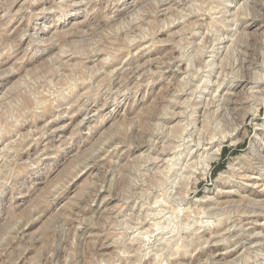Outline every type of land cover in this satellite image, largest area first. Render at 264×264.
<instances>
[{
  "label": "rangeland",
  "instance_id": "obj_1",
  "mask_svg": "<svg viewBox=\"0 0 264 264\" xmlns=\"http://www.w3.org/2000/svg\"><path fill=\"white\" fill-rule=\"evenodd\" d=\"M261 78L264 0H0V264H264Z\"/></svg>",
  "mask_w": 264,
  "mask_h": 264
},
{
  "label": "bare ground",
  "instance_id": "obj_2",
  "mask_svg": "<svg viewBox=\"0 0 264 264\" xmlns=\"http://www.w3.org/2000/svg\"><path fill=\"white\" fill-rule=\"evenodd\" d=\"M188 1V0H187ZM254 2V1H253ZM124 7V6H123ZM227 13V12H226ZM144 14V13H143ZM228 15V14H227ZM135 17V16H134ZM142 17V16H141ZM221 18V17H220ZM80 29V28H79ZM21 33V32H20ZM56 33V32H55ZM145 37V36H144ZM36 43V42H35ZM98 52V51H97ZM70 53V52H69ZM67 55V54H66ZM262 58V57H261ZM90 59V58H89ZM213 67V66H212ZM261 67V66H260ZM91 68V67H90ZM212 70V69H211ZM258 73V72H257ZM232 75V74H231ZM256 77V76H255ZM260 77H263V76H260ZM259 77V78H260ZM258 78V79H259ZM207 79V78H206ZM205 79V80H206ZM261 80H262V78H261ZM264 81V79L262 80V82ZM200 82V81H199ZM206 82V81H205ZM209 82L210 81H208V84H209ZM207 83V82H206ZM207 84V85H208ZM244 84V83H243ZM242 84V85H243ZM245 86H249V91L251 92H249L248 94H252L253 92H252V90L253 89H257L258 88V86H260V84L262 85V84H264V82L263 83H260L259 81H257V80H255L254 82L252 81H248V82H245ZM241 86V85H240ZM260 88V87H259ZM218 91V88L216 89V92ZM228 91H229V88H228ZM229 93V92H228ZM200 94V93H199ZM253 95H254V93H253ZM220 100L218 99L217 100V102L219 103L218 105H217V110H220V112L222 111V108H224V107H222L223 106V103H224V101H221V103L219 102ZM247 101V100H246ZM260 103H264V100H263V98H261V102ZM209 106V105H208ZM188 114V113H187ZM210 116V115H209ZM188 121V120H187ZM205 122V121H204ZM188 123V122H187ZM194 127V126H193ZM189 130V129H188ZM188 136V135H187ZM189 138V137H188ZM213 141V140H212ZM192 142V141H191ZM195 142V141H194ZM217 143V142H216ZM215 143V141H213V142H210L209 143V145H210V148H212V147H214V146H219V145H221V142L220 143H218L217 145H215L216 144ZM193 144V143H192ZM190 145V144H189ZM195 145V144H194ZM193 145V146H194ZM187 146H188V144H187ZM198 146H200V144L198 143V144H196V147H198ZM190 147V146H189ZM201 147V146H200ZM175 148H177V147H175ZM192 148H194V147H192ZM191 148V149H192ZM215 148V147H214ZM213 148V149H214ZM189 149V148H188ZM195 149V148H194ZM199 149H201V148H199ZM204 150H205V148H204ZM209 150V149H208ZM199 151H201V150H199ZM206 151V150H205ZM213 151V150H212ZM197 152V151H196ZM211 152V151H210ZM198 153V152H197ZM201 153V152H200ZM204 154V153H203ZM209 154V153H208ZM211 154H212V152H211ZM220 154V148L218 147L214 152H213V156L214 155H219ZM190 155V154H189ZM188 155V156H189ZM175 156V155H174ZM195 156V155H194ZM193 156V157H194ZM197 156V155H196ZM213 156L211 157V158H213ZM178 157H180V156H178ZM193 157H192V159H193ZM200 157V156H199ZM198 158V157H197ZM199 159H201V158H199ZM173 160V159H172ZM188 160V159H187ZM209 160V159H208ZM210 160H212V159H210ZM169 162V161H168ZM186 162V161H185ZM189 162V161H188ZM174 163V162H173ZM189 165V164H188ZM202 165V164H201ZM203 165H204V163H203ZM197 166V165H196ZM188 167V166H187ZM203 167V166H202ZM207 167V166H206ZM169 169V168H168ZM188 169V168H187ZM204 170H205V168H204ZM180 171V170H179ZM184 171V170H183ZM236 171H238V170H234V169H231V171H230V175H227V176H229V178H233V177H239V178H241V179H249V181H250V186L251 187H257V186H260V187H262V190L264 191V175L263 176H251V175H247V174H238ZM209 173V172H208ZM215 201V200H214ZM257 202V201H256ZM258 202H260V201H258ZM261 202L262 203H264V199H262L261 200ZM183 204V203H182ZM184 206V205H183ZM186 206H188V205H186ZM193 206V205H192ZM192 206H190V208H188V210L187 211H189V210H192L193 208H192ZM257 206V205H256ZM182 208V207H181ZM187 208V207H186ZM183 211H185V208H182L181 209V212H183ZM204 211V210H203ZM212 211V210H211ZM259 212V211H258ZM185 213V212H184ZM203 213V212H202ZM179 214H181L180 212H179ZM212 214V213H211ZM227 214V213H226ZM182 215V214H181ZM203 215V214H202ZM207 217V216H206ZM201 222H202V220H201ZM181 228V227H180ZM185 230V229H184ZM163 231V230H162ZM188 232V231H187Z\"/></svg>",
  "mask_w": 264,
  "mask_h": 264
}]
</instances>
